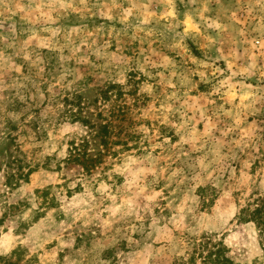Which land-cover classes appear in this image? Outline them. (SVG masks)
Masks as SVG:
<instances>
[{"label": "rangeland", "instance_id": "374dc122", "mask_svg": "<svg viewBox=\"0 0 264 264\" xmlns=\"http://www.w3.org/2000/svg\"><path fill=\"white\" fill-rule=\"evenodd\" d=\"M108 116L129 149L66 165ZM261 195L264 0H0V257L264 264Z\"/></svg>", "mask_w": 264, "mask_h": 264}, {"label": "trees", "instance_id": "16d2710c", "mask_svg": "<svg viewBox=\"0 0 264 264\" xmlns=\"http://www.w3.org/2000/svg\"><path fill=\"white\" fill-rule=\"evenodd\" d=\"M113 113H111L112 117ZM110 116L105 118V122L92 124L87 121L89 134L79 139V142L73 140L70 144L69 156L65 163L70 165H81L85 175L90 176L96 168L100 167L102 160L106 155H113L119 151H115L114 145L123 144L124 148L129 149L128 142L123 141L120 132L117 131V125ZM118 137V139H115ZM97 139V143L95 141ZM96 143V144H95ZM33 169H30L24 176L26 178ZM248 211V221L255 222L261 232H264V195H261L249 203V207L243 209ZM206 239L199 242L189 258L180 257L175 260L174 264H239L235 256L231 254V249L222 240H217L211 235H207ZM19 251H13L9 256L0 257V264H18L21 257H18ZM16 261L12 258L16 257ZM27 260L26 263H29ZM2 262V263H1ZM259 264V263H258Z\"/></svg>", "mask_w": 264, "mask_h": 264}]
</instances>
